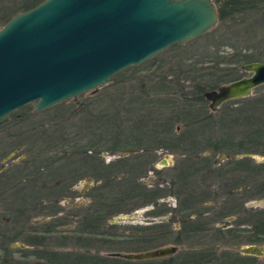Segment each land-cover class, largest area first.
<instances>
[{
  "label": "rangeland",
  "instance_id": "374dc122",
  "mask_svg": "<svg viewBox=\"0 0 264 264\" xmlns=\"http://www.w3.org/2000/svg\"><path fill=\"white\" fill-rule=\"evenodd\" d=\"M28 1L0 0V29L6 19L3 14L21 13ZM212 1L216 8L218 1L224 2ZM238 30L230 27V24L224 26L218 21L216 27L203 37L183 45L171 46L148 62L122 71L114 76L108 85L99 87L94 93L79 95L38 113L33 111L35 103L14 111L8 122L0 127V173L9 167L11 162L18 164L21 161L17 168L12 167L0 175V264H47L33 257L34 252L47 256L57 253L62 257H69L67 255L71 253L107 257L112 253H145L164 247H175V254L203 248L210 252L215 251L218 256L228 254L233 264H264V257L243 256L239 252L241 248L250 245L264 247V238L257 236L251 225H241L252 214L264 210V197L254 195V178H248L236 170L239 165H235L234 156L239 154L220 149L211 151L208 145V139L218 143L225 134L242 137L245 132L250 131L238 119L239 112L252 109L253 99L250 98L263 97L264 85L260 86V89L256 88L251 97L231 100L216 112L209 110L206 101L187 103L180 99V90L189 95L188 97L194 94L191 78H187L194 77V74H188L186 67L196 63V70L207 69L205 75L214 71L222 75L233 73V79L228 82L250 77L249 73L242 70L243 65L229 62V57L237 49L251 53L256 46L255 43H243ZM261 52L264 53V45ZM216 62H219V65L216 66ZM180 65H184L183 71H179ZM185 106L190 107L189 111H192L195 117H200L192 120V115L188 116V109L182 113L178 112L182 108L185 109ZM158 112L163 113L161 117ZM179 114L181 117H178ZM202 117L207 120L200 119ZM228 120L231 125H226V122L222 125L221 121ZM254 121L255 118L246 123L251 124ZM135 124L146 126L139 132H133L132 125ZM100 130H103L104 134ZM140 133L145 135L140 144L148 147L149 152H139L130 157L136 160L134 165L138 169L144 165L148 168L144 174L132 170L130 177L137 179L144 189L164 191L158 199V207L140 204L130 213L119 212L108 216L99 238H91L89 244H86L87 240L80 242L75 215L79 213L81 206L87 204L85 193L93 186V181H77L71 178V181H68V193L64 188L60 191L53 186L61 177L64 179L75 171V154L79 151L76 152L79 144L84 146L96 139L114 140L121 139L122 134L139 136ZM159 133L164 134L160 138L155 137V134ZM150 135L152 138H149ZM211 145L214 146L212 143ZM130 154L131 152L118 153L113 157L103 155L106 161ZM26 155L29 172H35L32 167L37 168L51 158V162L57 160L56 167L62 170L50 176V182L48 179L45 183L41 182L42 180L32 183L24 177L21 179V185L16 186L20 178L18 175L24 174L21 163L25 162L23 159ZM189 160L196 161L197 166L209 160L211 164L216 163L217 168L215 171L196 176L197 179L188 187L195 185L202 190L204 179V184L210 182L216 189L220 188L221 184L216 182V175L221 171L227 178L235 179L227 182L226 188L239 186L235 184L238 181L236 178L239 179L238 177L243 175L247 178L239 179L241 185L247 182L249 188L241 193V200L239 197L234 198L241 204L242 210L237 221H234L235 217L217 219L211 224L214 230L210 235L200 234L191 239H185L184 235H181L183 240L176 243L173 239L179 236L175 231L180 226L174 210H180L182 204H178L179 199L181 200L178 194L171 195L170 190L174 181H177V187L181 186L178 177L183 176V173L179 171ZM251 160L255 166L264 163V157L259 154L252 156ZM6 174L10 176L5 180ZM201 176L204 178L201 179ZM259 180L262 181L261 177ZM48 183L52 184L51 187L45 188ZM182 184L187 185L185 182ZM39 186L45 189L37 194L33 193V187L40 188ZM29 195L33 197L28 201ZM36 205L43 206L36 210ZM207 205L209 204H205V207ZM190 219H193V216H190ZM46 230L51 233L46 234ZM256 237L260 242H253ZM33 239L35 242L45 239V247L32 246L30 243ZM26 255L29 257L25 258ZM158 260L160 259L151 260V264H157Z\"/></svg>",
  "mask_w": 264,
  "mask_h": 264
},
{
  "label": "water",
  "instance_id": "95a60500",
  "mask_svg": "<svg viewBox=\"0 0 264 264\" xmlns=\"http://www.w3.org/2000/svg\"><path fill=\"white\" fill-rule=\"evenodd\" d=\"M217 23L212 0H45L0 29V127L28 104L35 103L38 113L94 93L122 71L203 37ZM242 70L250 77L203 94L211 112L251 97L264 85L263 62L245 64ZM176 251L164 247L112 255L129 261L165 260ZM239 252L264 257V247L258 245Z\"/></svg>",
  "mask_w": 264,
  "mask_h": 264
},
{
  "label": "trees",
  "instance_id": "16d2710c",
  "mask_svg": "<svg viewBox=\"0 0 264 264\" xmlns=\"http://www.w3.org/2000/svg\"><path fill=\"white\" fill-rule=\"evenodd\" d=\"M45 0H29L24 6L25 9H23L22 12H25L27 10H30L31 8L35 7L36 5L38 6L39 3L43 2ZM217 13H218V21L220 24L226 26L227 24H230V27L238 28L240 30L237 31V33L240 35L239 38L243 40V43H255L256 46L253 48V52L247 53L243 49H237L236 52H234L230 57H229V62H231L234 65H245L248 63H254V62H260L264 61V53L261 52V49L264 45V0H224V2L220 3L218 1V6H217ZM17 14L15 13H4L3 16L5 19V24ZM4 24V25H5ZM177 46V45H173ZM223 61V60H222ZM215 65H219V62H216ZM197 63L194 64L193 66H188L186 67V72L194 74V77H187L191 78L190 81L193 83L192 88L194 89V96L191 95L188 97L187 95L183 94V92L180 90V99L185 100L187 103L188 102H204V97L203 94L207 90H213L217 88L219 85L223 83H227L228 81H231L233 79V73H228L225 75L222 74H217L215 71L207 73L206 75L205 70L206 68H201L196 70ZM184 65L179 66V71H183ZM200 71V72H199ZM207 77V78H206ZM209 79L211 81L209 82ZM261 87H258L257 89H260ZM179 90V89H178ZM253 99V105L252 109L250 110H241L239 112L240 121L243 123L245 128H249L250 131L245 132L244 135L241 137L239 136H234L230 134H225L219 141L218 143H213L209 140V148L212 151V149H220L222 151H226L228 153H237L239 155H235L234 158L236 159L235 165H239V167H236V170L240 174H243L251 177L252 179L254 178V190H256V193H254L255 196L257 197H264V163L260 165H254L252 163V160L250 157H242V158H236L237 156H242L243 155H255L259 154L264 157V96L259 97V98H250ZM226 104V103H225ZM224 105V104H223ZM186 108H182L178 110V112L182 113L190 107L185 106ZM258 112V115H257ZM158 114L161 115L163 114L162 112H158ZM192 115V120L200 117L196 116L192 113V111H189L188 116ZM257 116V118H256ZM178 117H181V114H179ZM191 118V117H190ZM255 118V121L251 124L246 123L248 120H252ZM158 119V117H157ZM202 120H207V118L204 119V117L200 118ZM109 120V119H108ZM159 120V119H158ZM198 120V119H197ZM200 121V120H198ZM198 121H194L195 123H199ZM110 122V121H109ZM231 125V122L228 121H221L222 125ZM132 131L139 132L142 130L146 125H140V124H135L132 125ZM198 126V125H196ZM110 129L112 127H109ZM207 129V128H206ZM106 130V129H104ZM209 130V128H208ZM101 132L103 130H100ZM109 132L108 130H106ZM103 133V132H102ZM104 134V133H103ZM164 134V133H163ZM161 133L155 134V137L159 138L163 135ZM145 136L143 133H140L139 136L136 134L132 135H124L122 134L121 139H114L115 141H121L123 143V146L121 148L126 149H131V150H140V151H148V147L140 144V142H143L144 139L142 138ZM149 138H152V135L149 136ZM101 140H106V139H96L97 142ZM109 140V139H107ZM163 140V139H162ZM96 141L88 144L81 146L80 144L78 145L79 148L76 149H86L90 150L92 147V144L96 143ZM207 141V140H206ZM205 141V142H206ZM211 143L214 145L212 147ZM140 149H139V148ZM145 147V148H144ZM138 148V149H136ZM118 151V149L114 150ZM147 153V152H146ZM77 154V153H76ZM76 154H75V159H76ZM52 159V158H51ZM51 159L45 161L42 165H38L36 168L35 166L32 167V169L35 170V172H29V166L27 165V160L25 162L21 163V169L23 170V175L20 173L18 175L19 180L17 182V186L21 185V179L25 177L27 181L32 183H35L36 180L45 183L48 179L50 182V176H54L56 172H60L62 168H57V160H53L51 162ZM190 159V158H189ZM136 162V161H135ZM75 163V162H74ZM137 163V162H136ZM213 163V162H212ZM197 162L194 160H189L186 162V164L181 167L179 172L183 173V176H177L181 186L177 187V181L173 182L171 186V195L172 194H178V196L181 198L179 199L178 204H182L181 209L177 208L174 210V212L177 214V216L181 219V229L177 231V238L173 239L174 242L182 241L183 238L188 239L195 237L196 235H208L209 232L214 230L212 226H206L207 223L203 221V216L202 214L205 211H208L209 209L211 210L212 207H205L204 205L210 201L214 202H221L220 206V218H228V217H235L234 221H237L240 217L238 214H241V204L237 203L236 200H234L235 197H239L241 200L242 192H245L247 188H249L246 183L241 185V181L239 179L242 178H247L246 176H240L238 177L239 179L236 178L237 186L236 188H226L228 185L226 184L227 182H231L235 179L232 178H227L225 174H222L221 171H218L216 175V182L220 185V188L217 189L216 192L211 191L210 189L208 190H197L198 188L194 185L191 187H188L191 183H193L194 179H197L196 176H200L202 174V171H205V169L209 170L210 172L215 171L212 169L211 162L209 160H205L201 165L197 166ZM253 164V165H252ZM63 167V166H62ZM136 167V166H135ZM17 168V166L15 167ZM235 169V168H234ZM233 169V170H234ZM139 169L136 167V169ZM69 171H71L69 169ZM75 172V171H74ZM69 173L67 175L68 177L71 176V178H74L75 173ZM135 172V171H134ZM66 175V174H65ZM64 175V176H65ZM260 177L262 181L260 182ZM65 178V177H64ZM203 177L201 176V179ZM70 179V178H67ZM131 180H134L131 178ZM218 180V181H217ZM69 181V180H68ZM71 181V179H70ZM192 181V182H191ZM63 182V177H61L57 183L53 186L55 189L59 188L61 191L62 188H64V191L68 193L69 184L67 183V187L62 183ZM183 182H185V186H182ZM240 183V184H239ZM49 183L46 184L47 187L45 188H50L52 184ZM133 188H130L129 190H124L122 194L125 196L126 199H129L131 201H142V205H148L151 203H154L156 205V200L162 197V192L163 190L157 191L156 189L149 190V189H144L141 187L139 184H135ZM52 187V188H53ZM38 189L37 191L35 189ZM44 188V189H45ZM261 191H258V190ZM43 188H38V187H33L32 192L35 194L39 193ZM236 190H239V192H236ZM49 191V189H47ZM159 192V193H157ZM65 193V194H66ZM119 194L114 193V198L118 197ZM32 195H29L28 201L31 198ZM27 201V203H28ZM26 203V204H27ZM113 203V202H112ZM114 204V203H113ZM140 204L136 205L139 206ZM109 207L111 205H108ZM115 207L114 212L111 213L108 211L103 212V209L98 210L97 212V227L96 229H101L102 226H104V222H106L107 217L111 215L118 214L117 205H112ZM181 206V205H180ZM104 213V215H103ZM196 216L193 221H189L188 219L190 216ZM244 223H241V225H246L249 224L254 228V231L256 232V235L264 238V210L258 211L254 214L251 215L250 218L246 219L243 221ZM213 224V222H210V225ZM94 225L95 222H90L88 224H85V229L88 230V232L94 230ZM96 226V225H95ZM46 234L51 233L50 230L45 231ZM220 233V231L218 232ZM90 234V233H89ZM88 234V235H89ZM181 235H184L182 238ZM79 241L81 240H87L86 244L90 243V240L84 239L85 236H79ZM34 240V241H33ZM31 240V245L34 247L39 248L40 247H45V239L39 242H35L36 240L33 239ZM85 242V241H83ZM176 242V243H177ZM253 242L258 243L260 242L259 238L256 237ZM65 245V244H64ZM73 252V251H71ZM32 256L35 257L37 260L40 261H45L47 264H151V260H146V261H137V262H132L129 260H124L121 258L113 257V255H109L107 257H94L91 255H86V254H71L68 253L67 256L69 257H62L60 254L57 253H50L49 256L46 254L40 253V255L36 252L32 253ZM29 256L26 255L25 258ZM39 264V263H38ZM155 264V263H154ZM157 264H233L232 263V258L229 257L228 254L223 253L222 255H217L215 251H208L206 249H189L182 251L180 253L175 254L172 257L158 260Z\"/></svg>",
  "mask_w": 264,
  "mask_h": 264
},
{
  "label": "flooded vegetation",
  "instance_id": "af4514ba",
  "mask_svg": "<svg viewBox=\"0 0 264 264\" xmlns=\"http://www.w3.org/2000/svg\"><path fill=\"white\" fill-rule=\"evenodd\" d=\"M123 146V143L121 141H115V140H101L99 142L96 141V143L92 144V147L90 150L86 149H80L76 155V161H75V174L74 179L77 181H81L84 179H90L93 181V186L89 187L85 193L86 200L88 201L87 204L81 206L79 208V213L75 215V219L78 223V235L79 236H85L86 238H99L100 231L104 226L101 227V229H96L97 227V212L100 209H103V212L106 213V211L113 213L115 210V207L112 205H117L118 212L123 213H130L133 211V209L136 208V205L141 204L142 201H131L129 199H126L125 196L122 194L124 190H129L130 188L136 187L135 184H138V181L131 180V174L132 169H136L134 162L136 161L133 159V157L139 152L146 153L147 151H140V150H129L121 148ZM104 151H103V150ZM118 149V151H114ZM131 152L128 156H122L118 157L116 159L112 160H106L104 159L103 154H107L111 157L115 156V154L118 153H126ZM149 152V151H148ZM143 155V154H142ZM147 156V154H144ZM131 159H130V158ZM28 158L26 157L23 159L24 161ZM21 162V161H20ZM19 162V163H20ZM18 163V164H19ZM17 163H10L9 167L2 170L0 173L3 174L5 171L11 169L12 167H16L18 165ZM212 169L216 170L217 166L216 163H212ZM4 167V166H3ZM148 166L144 165L143 167L139 168V171L136 170L137 173L144 174L147 171ZM17 171V170H16ZM143 171V172H142ZM135 172V173H136ZM210 171L205 169V171H202L201 175L207 174ZM10 174H6V179H9ZM66 176L63 179V184L67 187V183L69 184ZM204 178V177H203ZM204 188L202 190H208L216 192L217 189L215 188V185H210V182H207L204 184V179L202 182ZM141 184V183H140ZM17 186V185H16ZM41 187V186H39ZM44 188V187H43ZM150 190V189H149ZM165 190V189H164ZM197 190H200L198 188ZM114 193L119 194L118 197L114 198ZM171 193V190H170ZM114 204H113V203ZM43 203V202H42ZM206 204V207H212V209L205 211L203 216V221L207 223L206 226H211L210 222H215V220L220 219V206L222 205L220 201L218 202H208ZM108 205H111L110 207ZM150 205H155L154 203H151ZM43 205H36L35 209L38 210L40 207L42 208ZM156 207H158V200H156ZM205 206V205H204ZM176 207H173L175 209ZM104 215V213H103ZM195 215L193 216V219H188L189 221H193L195 219ZM213 217V218H212ZM179 221V231L181 229V219L177 218ZM222 219V218H221ZM7 221V220H6ZM90 222H95L94 230L88 232L87 229H85V224H88ZM175 231V232H177ZM90 233V234H89ZM211 232L208 233L210 235ZM89 234V235H88ZM170 234V233H169ZM104 235V234H102ZM168 234H164L166 236ZM105 236V235H104ZM107 237V236H106ZM108 243V241H106Z\"/></svg>",
  "mask_w": 264,
  "mask_h": 264
}]
</instances>
